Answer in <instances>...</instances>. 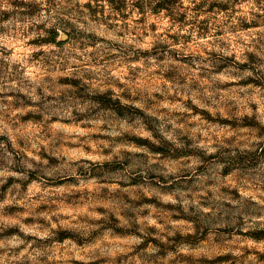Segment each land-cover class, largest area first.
Returning <instances> with one entry per match:
<instances>
[{"label": "clouds", "instance_id": "clouds-1", "mask_svg": "<svg viewBox=\"0 0 264 264\" xmlns=\"http://www.w3.org/2000/svg\"><path fill=\"white\" fill-rule=\"evenodd\" d=\"M0 264H264V0H0Z\"/></svg>", "mask_w": 264, "mask_h": 264}]
</instances>
